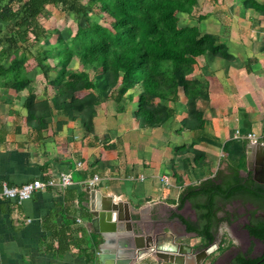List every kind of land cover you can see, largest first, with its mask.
Returning <instances> with one entry per match:
<instances>
[{"label": "crops", "instance_id": "1", "mask_svg": "<svg viewBox=\"0 0 264 264\" xmlns=\"http://www.w3.org/2000/svg\"><path fill=\"white\" fill-rule=\"evenodd\" d=\"M176 16L180 27L196 26L210 35L215 47L195 58L187 76L203 85L194 114L179 90L176 101H165L174 108L171 117L159 126L140 124L134 112L141 88L137 84L121 92L119 79L110 95L94 105L89 122L52 105L33 117L27 89L0 87V188L2 182L58 180L60 173H70L73 180L20 202L0 199V264H116L131 256L126 225L103 234L91 225L93 213L111 203L117 213L129 214L135 227L163 226L193 245L189 240L194 237H187L175 219L182 216L178 197L185 187L215 176L221 182L241 154L240 175L264 185V8L247 7L244 0H196L191 13ZM52 58L56 61L47 64L51 69L43 76L49 89L68 66L78 65L72 58L63 67ZM32 75L27 74L30 80ZM47 110L51 116L46 120L37 117ZM249 132L257 136L256 144L244 138ZM253 167L259 181L252 178ZM231 200L216 197L223 208ZM220 228L224 234L227 227ZM220 242L224 246L225 239ZM100 251L112 257L100 263ZM130 264L155 261L147 256Z\"/></svg>", "mask_w": 264, "mask_h": 264}, {"label": "trees", "instance_id": "2", "mask_svg": "<svg viewBox=\"0 0 264 264\" xmlns=\"http://www.w3.org/2000/svg\"><path fill=\"white\" fill-rule=\"evenodd\" d=\"M95 2L102 4L109 19V28L92 22L90 26L78 28L64 42L62 50L50 46L35 56L36 64L44 76L51 69L45 63L48 57H58L63 67L73 57L78 59L81 65L78 76L70 74L68 80L63 75L56 78L57 84H60V94L64 92L63 87L71 89L68 93L64 92L65 101L73 98L79 90H97L99 95L107 96L120 79L121 92L137 84L141 88L134 112L140 124L159 126L171 117L174 108L167 106L165 101H176L179 90H183L189 112L194 114L195 99L203 94V85L187 76L192 71L196 57L215 49L210 35L201 33L196 26L178 25L176 13H191L196 0H0V22L17 19L15 28H11L9 37L4 41L14 47L20 42L24 44L20 51H14L8 66H1L3 54L7 52L0 54V87L18 91L27 89L26 104L31 111L29 98L33 92L25 63L33 55L28 51L29 47L39 36V15L50 4L58 6L61 11L82 15L88 13ZM244 4L257 10L264 8L255 0H244ZM29 34L33 35V40ZM79 78L83 80L80 85L77 84ZM155 99H159L161 105L154 103ZM84 103L60 105V109L66 111L69 117L78 116L89 122L97 102L90 103L92 111L88 115L84 114ZM243 164L244 155L241 154L237 166H231L230 175L221 178V182H217L216 176L206 179L198 185L185 187L178 197V208L189 201L197 214L196 221L179 216L186 230L195 232L205 243L215 240L220 223L227 219V216L217 215L223 208V202L234 198L251 200L264 210V196L240 184L244 181L249 186L253 185L239 173ZM254 187L262 189L259 185ZM219 196L223 201L221 205L216 202ZM245 228L264 243V218L246 224ZM98 243L99 240H96L94 248ZM86 258L91 260L93 255L89 253ZM259 260L239 253L232 264H264V260L257 263Z\"/></svg>", "mask_w": 264, "mask_h": 264}, {"label": "rangeland", "instance_id": "3", "mask_svg": "<svg viewBox=\"0 0 264 264\" xmlns=\"http://www.w3.org/2000/svg\"><path fill=\"white\" fill-rule=\"evenodd\" d=\"M85 1L86 0H83V2ZM16 20L17 19L14 18L9 22H0V40H2V42L0 43V54L7 52L3 54V59L1 62V66L3 67L8 66L10 64L14 56V51L16 49H18L17 51H20L22 48H24L23 42H20L18 45L14 47L4 41L6 37H9L11 28H15ZM92 22H98L108 28L110 27L108 24L109 19L104 13L102 4L100 2H95L92 9L88 13L82 14V15H76L72 12L61 11L58 6H54L51 4L47 5L44 8L43 12L39 15L37 19V24H38L37 30H38L39 36L37 39H34L33 35L29 34V38L31 40L34 39V41L32 45L29 47L28 51L32 52L33 55H30L28 57V60L25 63L28 74H35V75H32L34 76L33 77L34 79L31 80L30 82V87L32 88L33 95L32 97L29 98V102H30L29 107L33 110V117L36 115L34 111L42 110L41 108L47 107L49 105H52L54 107H57V106L60 107V105L67 106L69 104L70 106H72L73 103L83 104L84 102H85L84 107H83L84 114L88 115L89 112L92 111L91 110L92 105L90 103L94 101L97 103H101V101L103 100L102 98L103 96L99 95L100 93L97 90L92 91V92H87V90L86 91L79 90L75 94V96H73V98L67 99L65 101L66 94H64V92L68 93L71 89L69 88L64 89L63 87L62 91L64 92H61L60 94L59 92L60 84H57L56 82L57 79L51 82L52 86L49 89L48 86L44 85L45 84V81L43 79L44 74L38 68L36 61H35V56L37 52H40L44 48H49L50 46L51 47L54 46V48L62 50L64 48V45H63L64 42L68 38H70L78 28L90 26ZM180 25L181 24H179V26ZM19 27L21 29L24 28L23 26H19ZM73 59L78 63V65L77 67H75L74 65L67 67V74L64 76L65 80H68L70 78L69 75L72 74V72H75L74 77L78 76L80 73L81 65L79 64V61L77 58L73 57ZM54 61H56L55 58H54ZM54 61L52 57H48L45 62L46 64H50V63H53ZM82 81L83 80L79 78L77 84L80 85ZM90 95H92L93 97L91 98ZM108 95L110 94L108 93L107 96ZM154 103L156 102L154 101ZM156 104H160V103H156ZM47 116L48 117L51 116L48 110L37 113V117H39L42 121ZM223 231H224V234H221L222 230L221 228H219V237L225 239L224 247L231 245V244H235V245L238 244V240L234 238V236L230 233L229 228H226ZM229 233L231 234V236H228ZM190 241L196 244L198 242V238H193L192 240H189V242Z\"/></svg>", "mask_w": 264, "mask_h": 264}, {"label": "water", "instance_id": "4", "mask_svg": "<svg viewBox=\"0 0 264 264\" xmlns=\"http://www.w3.org/2000/svg\"><path fill=\"white\" fill-rule=\"evenodd\" d=\"M248 169H251V167L249 166ZM254 180L259 181L257 178H254ZM240 184L251 189L244 182ZM258 193L264 195L263 191H258ZM115 208L116 206L112 203L107 206L102 204L101 208L98 209L100 212L93 213L94 217L91 219V225L95 231L102 234L116 232L119 224L127 226L126 229L130 234L125 246L127 247L126 252L130 253L131 256L121 259V261L119 260L120 262L116 261V264H130L134 258L135 260H142L147 256H150L155 261V264H203L207 256L219 246L220 241L213 242L203 249L195 250L192 245L181 241L185 237H175L163 226H158L154 229L147 226L135 227L131 224L129 214L117 213ZM175 219L182 224L187 237L198 236L195 233H189L186 230V225L183 224L179 217ZM103 220L105 221L104 224ZM102 245L100 249H102ZM109 257H112V255L103 254L101 251L98 253L100 263H104L105 259ZM262 260H264V255L257 263Z\"/></svg>", "mask_w": 264, "mask_h": 264}, {"label": "flooded vegetation", "instance_id": "5", "mask_svg": "<svg viewBox=\"0 0 264 264\" xmlns=\"http://www.w3.org/2000/svg\"><path fill=\"white\" fill-rule=\"evenodd\" d=\"M256 171L257 170L253 167L252 178L254 176L257 178L258 172ZM259 177L262 178L260 175ZM249 187H251V190H255L257 193L258 191L264 192V185L261 186L262 189H257L254 187V185ZM223 209L224 210L222 213L219 211L217 215L219 217L227 216V219L220 225L224 224L227 228H229L230 233L238 240V244H231L224 247L223 245L221 246L222 243L219 242L218 248L207 256L203 264H232L235 261V257L239 253L248 254L252 258H261L264 255V243L259 238L251 235L249 230L245 228V225L251 224L252 222L254 223L259 218H264V210L258 208V206L251 200L246 201L240 198L232 199L229 205L227 204V206H225ZM178 210L181 212L183 217L190 221H196L197 214L192 208L190 202L186 201ZM220 225L217 229L215 240L210 243H205L201 237L195 236L194 238H198V242L192 245L195 250L203 249L213 242L220 241ZM230 233L228 234L229 236H231Z\"/></svg>", "mask_w": 264, "mask_h": 264}, {"label": "built area", "instance_id": "6", "mask_svg": "<svg viewBox=\"0 0 264 264\" xmlns=\"http://www.w3.org/2000/svg\"><path fill=\"white\" fill-rule=\"evenodd\" d=\"M238 136L239 131L236 130L234 132V137ZM244 138H246L250 143H257V136L252 132L247 133ZM97 179L98 177L95 175L92 178L91 183H94ZM72 182L73 180L70 173H60L58 180L54 177L46 179H32L19 185H9L6 182H2L0 188V199L20 202L29 198L36 191L46 190L53 186L65 188L71 185Z\"/></svg>", "mask_w": 264, "mask_h": 264}]
</instances>
